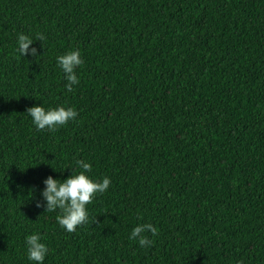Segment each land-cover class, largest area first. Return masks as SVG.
Here are the masks:
<instances>
[{"label":"trees","instance_id":"obj_1","mask_svg":"<svg viewBox=\"0 0 264 264\" xmlns=\"http://www.w3.org/2000/svg\"><path fill=\"white\" fill-rule=\"evenodd\" d=\"M38 105L78 115L37 130ZM78 160L111 184L67 232L37 201ZM35 232L44 264H264V0H0V264Z\"/></svg>","mask_w":264,"mask_h":264},{"label":"clouds","instance_id":"obj_2","mask_svg":"<svg viewBox=\"0 0 264 264\" xmlns=\"http://www.w3.org/2000/svg\"><path fill=\"white\" fill-rule=\"evenodd\" d=\"M43 39V37H38ZM32 40L23 34L18 37V51L22 56L28 54L29 46ZM32 56H36V50L31 49ZM57 64L62 69L67 84L65 88L68 92L73 91V85L79 83L75 69L83 61L78 50L67 52L58 56ZM27 115L37 130L48 129L54 131L60 126L74 120L78 113L71 107H56L45 109L38 105L27 109ZM77 165L82 171L78 174H72L64 180L54 179L48 176L43 180L45 187L40 191L43 197V204L37 201V207H44L45 212L61 210V215L56 217L57 223L67 232H73L78 226L83 225L88 220L87 205L92 202L96 194L104 193L109 189L111 180L104 177L102 181L91 179L86 173L91 171V164L83 160H78ZM151 232L156 235V229L152 224H140L134 227L129 235V240H135L140 247L150 246L151 241L145 233ZM27 246V259L31 264H44L49 249L46 243L42 242L43 237L40 233L35 232L25 237Z\"/></svg>","mask_w":264,"mask_h":264}]
</instances>
